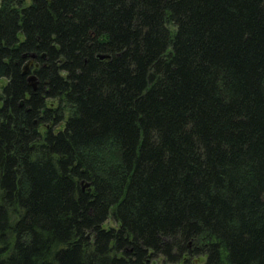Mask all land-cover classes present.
<instances>
[{
  "label": "trees",
  "instance_id": "16d2710c",
  "mask_svg": "<svg viewBox=\"0 0 264 264\" xmlns=\"http://www.w3.org/2000/svg\"><path fill=\"white\" fill-rule=\"evenodd\" d=\"M0 264H264V0H0Z\"/></svg>",
  "mask_w": 264,
  "mask_h": 264
},
{
  "label": "water",
  "instance_id": "95a60500",
  "mask_svg": "<svg viewBox=\"0 0 264 264\" xmlns=\"http://www.w3.org/2000/svg\"><path fill=\"white\" fill-rule=\"evenodd\" d=\"M32 56H34V55L32 54ZM105 57H107V56H101V58H105ZM27 72H28V66L26 65V66H24L23 73L26 74ZM28 81H31L33 88L36 89L35 76L34 75H29L28 76Z\"/></svg>",
  "mask_w": 264,
  "mask_h": 264
},
{
  "label": "rangeland",
  "instance_id": "374dc122",
  "mask_svg": "<svg viewBox=\"0 0 264 264\" xmlns=\"http://www.w3.org/2000/svg\"><path fill=\"white\" fill-rule=\"evenodd\" d=\"M29 73H31V72L29 71Z\"/></svg>",
  "mask_w": 264,
  "mask_h": 264
}]
</instances>
